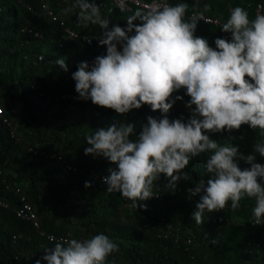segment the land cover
<instances>
[{
  "label": "trees",
  "instance_id": "1",
  "mask_svg": "<svg viewBox=\"0 0 264 264\" xmlns=\"http://www.w3.org/2000/svg\"><path fill=\"white\" fill-rule=\"evenodd\" d=\"M94 2L110 20L109 28L113 23L125 28L126 18L138 8L121 11L110 0ZM166 2L187 3V16L203 12L219 20L218 25L197 22L195 35L207 39L210 47L217 38L231 39L220 28L233 8L246 9L254 19L260 5L264 15V0ZM74 5L75 0H0V202L6 204L0 205V264L38 260L45 264V249L58 242L49 236L82 240L101 233L119 246V252L109 256L110 264H264V224H252L254 200H242L236 210L229 206L205 212L202 225L191 218L199 197L189 199L187 189L208 178L205 162L210 153L190 161L183 170L187 179H181L174 192L161 175L153 189L156 196L137 208L119 193L107 192L100 177L115 165L86 156L85 137L100 127L123 123L134 125L130 139L135 140L147 117L161 115L147 105L118 115L79 98L72 74L79 63L91 64L106 54V48L98 44L102 30L80 21ZM60 58L65 59L67 72L55 64ZM176 96L183 99L174 103L168 119L183 117L186 122L191 110L185 104L190 98L184 89L173 93L172 99ZM207 134L218 143L238 147L245 157L253 154L260 139L259 130L248 125ZM29 149L54 153L81 170H63L56 159L34 155ZM255 162L264 165V157L256 154ZM238 165L241 170L250 167L243 159ZM86 182L91 186L86 188ZM21 197L37 227L16 216Z\"/></svg>",
  "mask_w": 264,
  "mask_h": 264
},
{
  "label": "clouds",
  "instance_id": "2",
  "mask_svg": "<svg viewBox=\"0 0 264 264\" xmlns=\"http://www.w3.org/2000/svg\"><path fill=\"white\" fill-rule=\"evenodd\" d=\"M118 6L125 11V0ZM82 22L98 25V44L106 54L81 62L72 74L75 91L84 101L124 115L147 105L161 118H146L135 140L134 125L113 123L85 137L84 154L102 157L114 168L102 178L107 192L119 193L137 208L154 198L155 182L163 175L167 188L187 179L183 170L190 161L210 153L205 162L206 180L187 189L188 198L199 201L191 214L195 223H204V214L240 207L245 199L255 201L253 225L264 224V15L249 18L242 7L231 10L221 26L230 40L217 38L215 48L195 35L203 12L188 17L189 5L152 0L138 7L121 28L102 16L100 6L90 0H75ZM205 6V11H207ZM55 64L67 72L64 58ZM184 89L190 100V116L169 120L167 114L177 100L173 93ZM242 125L259 130L253 154L242 156L229 142L218 143L207 133L237 131ZM250 167L241 170L239 160ZM91 185L86 182L85 187ZM50 240H55L50 237ZM119 252L118 244L101 233L87 239L55 242L46 248L45 264H110L109 256ZM41 264V261H36Z\"/></svg>",
  "mask_w": 264,
  "mask_h": 264
},
{
  "label": "built area",
  "instance_id": "3",
  "mask_svg": "<svg viewBox=\"0 0 264 264\" xmlns=\"http://www.w3.org/2000/svg\"><path fill=\"white\" fill-rule=\"evenodd\" d=\"M111 4L113 6H115L117 9L121 10L120 7L118 6L119 4V0H110ZM152 0H125V4H126V9L125 11H128V10H131L132 7H141L143 4L145 3H151ZM194 13H199V12H193L191 13L188 17L192 16ZM254 13H255V16L257 15H262L261 14V6L260 5H257L255 10H254ZM205 19L204 20H200V21H203L205 23H211V24H214V25H218L219 24V20L216 19V18H210V17H207L205 16ZM73 37H76L75 34H72L70 33ZM226 37V36H225ZM86 41L87 44H91L90 40L88 39H84ZM212 48H215V45L212 46ZM40 59V57H39ZM2 114V110L0 108V116ZM29 151L34 154V155H37V154H40V155H45V156H48L52 159H56L59 163V166L63 169V170H66V171H73V172H76V171H79L81 170L80 168L78 167H75V166H72L70 165L69 163H66L60 156L54 154V153H51V152H45V151H38L36 149H29ZM91 172L94 173V171L90 170ZM95 176L97 177V174H95ZM104 176H101L100 177V180L102 181V178ZM15 193H18V189L14 190ZM20 201L22 203V206L17 209L15 211V214L16 216L22 218V219H26V220H31L33 222V225L35 227H37V224L36 222L34 221V216L33 214L31 213L30 211V207L28 205V203L25 201L24 197H21L20 198ZM0 205L3 206V207H6V204L4 203H1L0 202ZM219 221H221V218H219ZM52 237V236H49V238ZM56 241H67V240H70L69 238L67 237H59L57 239H55ZM190 240L187 239V243L189 242Z\"/></svg>",
  "mask_w": 264,
  "mask_h": 264
}]
</instances>
